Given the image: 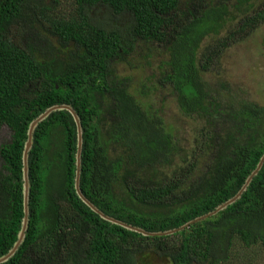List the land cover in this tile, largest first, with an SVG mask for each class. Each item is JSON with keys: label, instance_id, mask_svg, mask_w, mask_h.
Returning a JSON list of instances; mask_svg holds the SVG:
<instances>
[{"label": "trees", "instance_id": "16d2710c", "mask_svg": "<svg viewBox=\"0 0 264 264\" xmlns=\"http://www.w3.org/2000/svg\"><path fill=\"white\" fill-rule=\"evenodd\" d=\"M252 1L263 4L253 9ZM61 4L0 0V130L10 134L0 147V258L22 228L29 127L53 106H72L81 119L85 197L147 232L214 212L264 156V104L236 89L226 67V52L264 24V0H68L60 15ZM155 52L163 56L156 68ZM121 65L161 78L135 81L120 74ZM160 89L201 122L190 141L149 103ZM77 140L68 111L36 129L29 229L4 264H252L263 257L264 166L226 210L171 236L144 237L79 198Z\"/></svg>", "mask_w": 264, "mask_h": 264}, {"label": "rangeland", "instance_id": "374dc122", "mask_svg": "<svg viewBox=\"0 0 264 264\" xmlns=\"http://www.w3.org/2000/svg\"><path fill=\"white\" fill-rule=\"evenodd\" d=\"M68 0H62L61 7L58 12L60 15L65 14ZM253 9L261 7V1L251 2ZM264 6V5H263ZM252 9V10H253ZM249 35L247 40L242 42L241 45H235L230 48L226 53H229V60L227 61V71L232 76V80L237 82L236 89L242 86L249 90L250 93L256 95V101H262L264 104V24H258L254 29L248 31ZM223 37V36H221ZM162 54L155 52V56L151 57L153 67L156 68V63L162 59ZM119 72L124 77H132L135 81L142 82L148 78H153V83H158L161 78L160 72L153 69L145 70H130L124 65L119 67ZM218 71L215 69L211 72V77L216 76ZM151 79V78H150ZM241 84V85H239ZM149 103L154 110L160 112L164 116L169 125H174L177 133L184 139L190 141L192 132L195 128L201 126V122L193 117L189 118L184 116L177 106L175 98L168 94L167 89H160L153 92L149 98ZM9 131L4 128L0 130V147L9 141ZM1 167V159H0ZM257 259L252 264H264V255Z\"/></svg>", "mask_w": 264, "mask_h": 264}, {"label": "water", "instance_id": "95a60500", "mask_svg": "<svg viewBox=\"0 0 264 264\" xmlns=\"http://www.w3.org/2000/svg\"><path fill=\"white\" fill-rule=\"evenodd\" d=\"M60 111H68L71 113L73 116L76 126H77V153H76V178H75V187H76V192L80 195L81 200L88 206L94 213L99 215L103 220L113 224L120 226L130 232L140 234L144 237H167L174 235L176 233H179L181 231H184L191 225L207 219L209 217H213L220 212L226 210L228 207L231 205L235 204L237 201L241 199L243 194L247 191L248 187L252 183L253 179L260 173L264 166V156L262 157L261 161L259 162L257 168L255 171L252 173V175L248 178L246 181L245 185L242 187V189L239 191V193L232 199H230L228 202L224 203L223 205L219 206L214 212H211L207 214L206 216L200 217L195 219L194 221L188 222L186 225L182 226L181 228L170 230L167 232H158V233H152V232H147L146 230L135 227L132 225H129L125 222L119 221L115 218L107 216L103 211H101L97 206H95L89 199H87L82 193L80 183H81V174H82V153H83V145H84V131H83V126L81 123V119L75 109L72 106L69 105H57L49 108L45 113L40 115L36 120H34L28 131V140L25 144L24 152H23V181H24V218L22 222V228L18 236V241L15 244L14 248L10 251L9 254L6 256L0 258V264H4L8 262L10 259H12L15 254L18 252L19 248L23 244L27 230L29 228V216H30V208H29V198H30V188H29V170H30V165H29V158H30V153L33 149L34 145V133L36 129L43 123L45 122L53 113L60 112Z\"/></svg>", "mask_w": 264, "mask_h": 264}, {"label": "bare ground", "instance_id": "6f19581e", "mask_svg": "<svg viewBox=\"0 0 264 264\" xmlns=\"http://www.w3.org/2000/svg\"><path fill=\"white\" fill-rule=\"evenodd\" d=\"M24 182V181H23ZM81 184V183H80ZM80 187H81V185H80ZM23 188H24V186H23ZM29 188L31 189V185H30V177H29ZM23 192H24V189H23ZM83 194V193H82ZM77 195L79 196V198H80V195L78 194V192H77ZM84 195V194H83ZM85 196V195H84ZM81 199V198H80ZM29 203H30V198H29ZM29 208H30V206H29ZM29 224H30V216H29ZM29 229V228H28ZM28 231V230H27ZM26 238V237H25ZM25 241V240H24ZM10 253V252H9ZM8 253V254H9ZM6 256V255H5ZM4 257V256H3Z\"/></svg>", "mask_w": 264, "mask_h": 264}]
</instances>
